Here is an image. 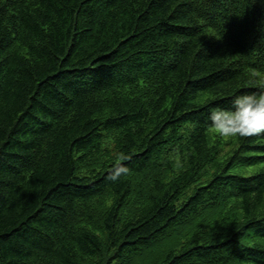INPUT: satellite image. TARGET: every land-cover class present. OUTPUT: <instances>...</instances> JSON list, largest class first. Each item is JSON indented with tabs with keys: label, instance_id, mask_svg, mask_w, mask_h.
Listing matches in <instances>:
<instances>
[{
	"label": "trees",
	"instance_id": "trees-1",
	"mask_svg": "<svg viewBox=\"0 0 264 264\" xmlns=\"http://www.w3.org/2000/svg\"><path fill=\"white\" fill-rule=\"evenodd\" d=\"M254 80L264 0H0V264H264Z\"/></svg>",
	"mask_w": 264,
	"mask_h": 264
},
{
	"label": "clouds",
	"instance_id": "clouds-1",
	"mask_svg": "<svg viewBox=\"0 0 264 264\" xmlns=\"http://www.w3.org/2000/svg\"><path fill=\"white\" fill-rule=\"evenodd\" d=\"M259 84L261 90L254 93L236 94L231 97V108L219 106L208 109V120L212 131L225 139L246 138L264 134V81H251ZM216 96L227 93L218 91ZM130 159L128 155H120L109 174L112 181L126 175L128 167L123 161Z\"/></svg>",
	"mask_w": 264,
	"mask_h": 264
},
{
	"label": "rangeland",
	"instance_id": "rangeland-1",
	"mask_svg": "<svg viewBox=\"0 0 264 264\" xmlns=\"http://www.w3.org/2000/svg\"><path fill=\"white\" fill-rule=\"evenodd\" d=\"M227 150H230V148H229V149H227Z\"/></svg>",
	"mask_w": 264,
	"mask_h": 264
}]
</instances>
